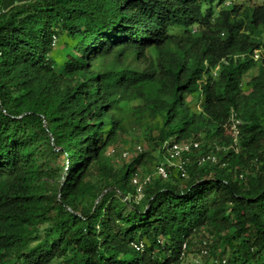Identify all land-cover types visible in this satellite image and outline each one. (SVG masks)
<instances>
[{
  "label": "trees",
  "instance_id": "1",
  "mask_svg": "<svg viewBox=\"0 0 264 264\" xmlns=\"http://www.w3.org/2000/svg\"><path fill=\"white\" fill-rule=\"evenodd\" d=\"M227 1L0 0V264H264V4Z\"/></svg>",
  "mask_w": 264,
  "mask_h": 264
},
{
  "label": "rangeland",
  "instance_id": "2",
  "mask_svg": "<svg viewBox=\"0 0 264 264\" xmlns=\"http://www.w3.org/2000/svg\"><path fill=\"white\" fill-rule=\"evenodd\" d=\"M264 4V0H229L227 1L225 7L228 9L232 8L233 6H242L244 9H250L255 8L257 6H261ZM264 37V34H262V38ZM66 50L61 46L60 43L57 45V49L55 52V56L57 60H60L62 57V54H64ZM257 74V67L251 69L244 81V91H247L246 88V82L248 80ZM135 104V103H134ZM134 104H124L123 106H126L125 108L131 107ZM145 139H144V132L143 128L140 127L138 123H134L133 118H130V124L128 126L127 130V137L125 140V144L123 145L122 154H127L129 157L134 156V148L141 147L143 150H145ZM119 152H121V147ZM160 159V158H159ZM158 156L156 154L153 155V158L151 161L147 162L142 168L139 170V176L140 178L150 177L155 175L156 168L159 163ZM127 162V160H124ZM211 235L208 233H201L197 238V244L201 241L206 242L208 244H211L212 242ZM206 262L205 254L204 253H197L196 251L192 250V252L187 253L186 256L183 258L181 264H204Z\"/></svg>",
  "mask_w": 264,
  "mask_h": 264
},
{
  "label": "built area",
  "instance_id": "3",
  "mask_svg": "<svg viewBox=\"0 0 264 264\" xmlns=\"http://www.w3.org/2000/svg\"><path fill=\"white\" fill-rule=\"evenodd\" d=\"M198 143L197 142H190V143H182V144H174L171 145L167 149V153L169 155L168 158H165V162L161 163L156 168V175L159 176L162 179H167V172L165 169V164H167L169 167L176 168L179 172H181L182 177H186V173L183 169V161L182 157L186 154H190L194 150L198 149ZM127 155L124 154L123 157H126ZM215 157L212 155H205L200 158L199 163L200 164H206V163H214ZM150 180V177H145L142 179L134 178L132 180V183L134 185L138 186V192H140L142 186L147 183Z\"/></svg>",
  "mask_w": 264,
  "mask_h": 264
}]
</instances>
